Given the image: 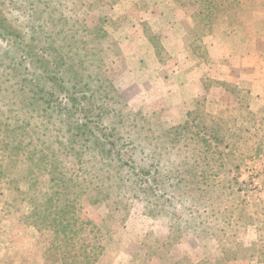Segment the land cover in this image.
<instances>
[{
    "label": "rangeland",
    "instance_id": "rangeland-1",
    "mask_svg": "<svg viewBox=\"0 0 264 264\" xmlns=\"http://www.w3.org/2000/svg\"><path fill=\"white\" fill-rule=\"evenodd\" d=\"M0 173V264H264V0H0Z\"/></svg>",
    "mask_w": 264,
    "mask_h": 264
},
{
    "label": "trees",
    "instance_id": "trees-1",
    "mask_svg": "<svg viewBox=\"0 0 264 264\" xmlns=\"http://www.w3.org/2000/svg\"><path fill=\"white\" fill-rule=\"evenodd\" d=\"M50 95H52V98H45L44 96H42L43 97V100H44V102H43V108L41 109V111H44L45 113H47V114H50L51 112H52V109L53 108H62V103L61 102H54V101H56L57 99H55V97H54V94L53 93H51ZM66 99H71V96H69V95H67L66 96ZM85 123H87V122H84L83 124V126H84V130L85 131H83L82 129H81V125L79 126V129L81 130V131H83L82 132V134L81 133H79V134H76V136H71V138H80V140H84V137L85 136H87V140L85 141V142H89V141H91L92 139L94 140V142L96 143V144H98V145H100L101 143H102V145H101V147H102V152L100 153V154H98L103 160L102 161H104V160H106V156L111 160V161H113L112 160V158H111V156H112V153H113V148L112 147H116L117 146V144H115V141L114 140H112V139H110V138H108V136L107 135H105L104 136V138H102L101 137V135H99V134H97L96 132H95V130L92 128V129H90V128H87V126H86V124ZM86 126V127H85ZM86 131H88V132H86ZM76 139H73L72 140V143L76 140ZM77 141V140H76ZM75 141V142H76ZM108 146H111L110 148H107ZM12 151H16L15 149L14 150H12ZM119 153V152H118ZM19 154H20V150H17L16 152H12V153H10V155H8V157H10V158H13L14 156H19ZM41 161L42 162H44L45 161V159L42 157V159H41ZM113 163H115V166L118 168V170L120 171V173L123 171V169H124V164H125V160H124V158L121 156V155H119V158L117 159V160H114V162ZM114 167V166H113ZM132 169H134V167L133 166H130ZM79 172L77 171V172H73L71 175H70V177H69V179L68 180H66L65 182H63V184L61 185V184H59L60 186H64L65 185V187H69L70 186V183H74V182H76V178H75V176H79ZM0 175H2L1 173H0ZM51 198V197H50ZM49 198V199H50ZM50 201H53V198H51L50 199ZM76 201H73V200H65V202H64V204L62 205V207H60L59 208V211H58V214H57V216H55V217H53V219H54V225H56V226H61V227H63V229L65 228V231H67L66 230V228L68 227V225H69V223H70V221L71 222H76L77 220H76V218H75V215L76 214H73L72 216H71V218H67V217H62V218H59L60 216H62V215H67V214H69V213H71L72 211H71V209H73V211L75 210V209H77V207H76ZM56 209L58 210V208L56 207ZM50 217H51V213H50V215H49ZM67 218V219H66ZM66 219V220H65ZM62 222H61V221ZM85 227V226H84ZM80 231H82V230H80ZM67 235H68V232H67ZM98 245H100V244H98ZM83 246L85 247L84 248V251H83V255H84V258L87 260V262H89L90 261V258H92V257H96L97 255H100L102 252V250H104L105 249V246H103V245H100V246H96V247H94V248H97L96 250H94V252H93V254H90L89 253V251H88V249H89V245H87L86 246V244H83ZM115 246H117V242L114 240V241H112V242H110V245L108 246L109 247V250H111L113 247H115Z\"/></svg>",
    "mask_w": 264,
    "mask_h": 264
}]
</instances>
